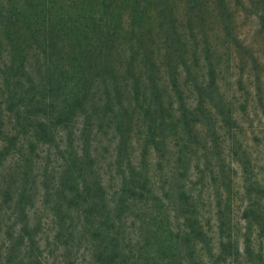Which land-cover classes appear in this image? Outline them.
Instances as JSON below:
<instances>
[{
	"label": "trees",
	"instance_id": "1",
	"mask_svg": "<svg viewBox=\"0 0 264 264\" xmlns=\"http://www.w3.org/2000/svg\"><path fill=\"white\" fill-rule=\"evenodd\" d=\"M203 1L0 0V264H264V72Z\"/></svg>",
	"mask_w": 264,
	"mask_h": 264
},
{
	"label": "rangeland",
	"instance_id": "2",
	"mask_svg": "<svg viewBox=\"0 0 264 264\" xmlns=\"http://www.w3.org/2000/svg\"><path fill=\"white\" fill-rule=\"evenodd\" d=\"M207 5L209 4L210 8L204 4L203 1V11H216L218 7L214 4V0H206ZM229 11L231 13V20L225 21L222 20L221 17L215 13L214 15L202 14L203 21L198 23L197 12L195 13V22H192L191 25L196 27L197 30H205L208 33L210 40L212 42H221L219 45L226 46L227 44H231V36L243 34L245 38L249 41L255 43L253 46V50L255 54H257L256 63H252L255 67L252 69V74L255 76L257 73L264 72V33H257L256 28L258 26V20H256L255 13L264 8V3L260 2V0H228ZM186 8L187 5H186ZM254 14V15H253ZM186 21L183 22V25ZM225 26H228V29H225ZM228 35H221V32L224 31ZM264 32V31H263ZM242 51V50H241ZM246 72H250L249 69ZM244 81V85L248 82V77L246 75ZM263 87H264V77L262 79ZM261 101V100H260ZM262 102V101H261ZM255 104H250L248 110L253 112V107L258 108L259 117H256L254 113H252L253 118H249L246 120L247 130L253 129L255 131H259L260 133L264 131V110H263V102L262 104L259 101H255ZM252 121V124H251ZM260 125V126H259ZM248 137H251L248 134Z\"/></svg>",
	"mask_w": 264,
	"mask_h": 264
}]
</instances>
